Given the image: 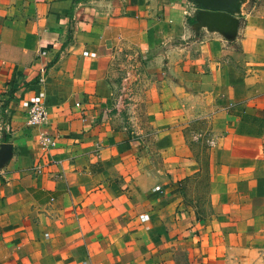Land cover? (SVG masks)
I'll use <instances>...</instances> for the list:
<instances>
[{
	"label": "crops",
	"instance_id": "crops-1",
	"mask_svg": "<svg viewBox=\"0 0 264 264\" xmlns=\"http://www.w3.org/2000/svg\"><path fill=\"white\" fill-rule=\"evenodd\" d=\"M197 9L0 0V264H263L264 0Z\"/></svg>",
	"mask_w": 264,
	"mask_h": 264
},
{
	"label": "water",
	"instance_id": "water-1",
	"mask_svg": "<svg viewBox=\"0 0 264 264\" xmlns=\"http://www.w3.org/2000/svg\"><path fill=\"white\" fill-rule=\"evenodd\" d=\"M198 8L195 14L196 21L192 24L196 36L202 28L216 31L226 39L233 40L240 27L241 5L247 0H191ZM6 145L0 151V164L3 160Z\"/></svg>",
	"mask_w": 264,
	"mask_h": 264
},
{
	"label": "built area",
	"instance_id": "built-area-1",
	"mask_svg": "<svg viewBox=\"0 0 264 264\" xmlns=\"http://www.w3.org/2000/svg\"><path fill=\"white\" fill-rule=\"evenodd\" d=\"M46 80L45 76H41L40 83L43 84ZM48 123V112L46 108L45 97L42 91L35 96L29 108L27 124L29 126L45 127ZM39 142L43 150H50L56 145V137L51 136L46 130H41L39 133ZM213 143V140H210ZM264 264V259H263Z\"/></svg>",
	"mask_w": 264,
	"mask_h": 264
},
{
	"label": "trees",
	"instance_id": "trees-1",
	"mask_svg": "<svg viewBox=\"0 0 264 264\" xmlns=\"http://www.w3.org/2000/svg\"><path fill=\"white\" fill-rule=\"evenodd\" d=\"M192 2H193V1H192ZM195 21H196V17H195V16L189 18V22H190L191 25H192L193 23H195Z\"/></svg>",
	"mask_w": 264,
	"mask_h": 264
}]
</instances>
